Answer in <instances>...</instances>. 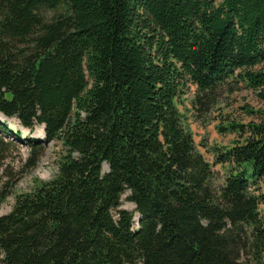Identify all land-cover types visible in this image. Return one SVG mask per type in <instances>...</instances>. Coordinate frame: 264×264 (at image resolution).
I'll return each instance as SVG.
<instances>
[{
  "label": "trees",
  "instance_id": "16d2710c",
  "mask_svg": "<svg viewBox=\"0 0 264 264\" xmlns=\"http://www.w3.org/2000/svg\"><path fill=\"white\" fill-rule=\"evenodd\" d=\"M189 83L199 113L264 86V0H0V112L64 148L0 214V264H264V110L220 125L240 138L212 147L218 182ZM22 134L0 120V164L9 136L37 164Z\"/></svg>",
  "mask_w": 264,
  "mask_h": 264
},
{
  "label": "rangeland",
  "instance_id": "374dc122",
  "mask_svg": "<svg viewBox=\"0 0 264 264\" xmlns=\"http://www.w3.org/2000/svg\"><path fill=\"white\" fill-rule=\"evenodd\" d=\"M49 15L50 11H44ZM189 87L182 95V102L179 107L184 116V121L191 129L196 147L203 153L206 159L211 162L212 169L216 174V179L221 182L222 175L226 167L221 163H214L211 149L213 146L228 145L233 139L240 138L237 131L221 128L229 120L248 122L258 120L260 116L257 112H248L245 107H250L253 111L264 110V97L258 94L261 90L264 93V86L261 89L253 90L245 85L223 97L215 109L207 113H199L191 104L194 96L195 84L189 83ZM218 107V108H217ZM8 122L12 128L20 129L23 132L21 137L31 136L44 143V150L35 166H30L31 146L24 139H17L9 136L8 148L4 152V159L0 164V188L10 181H14L9 195L0 204V214L8 212L14 202V196L21 191L30 190L39 180H47L53 177L58 170V159L63 153V145L58 140L44 141V129L42 123H36L32 129L21 125L15 116H2L0 120ZM107 165L103 163L105 170ZM126 193L122 194L120 207L133 211V223L138 221L139 213L135 210V204L126 198ZM264 211V199L261 202Z\"/></svg>",
  "mask_w": 264,
  "mask_h": 264
},
{
  "label": "water",
  "instance_id": "95a60500",
  "mask_svg": "<svg viewBox=\"0 0 264 264\" xmlns=\"http://www.w3.org/2000/svg\"><path fill=\"white\" fill-rule=\"evenodd\" d=\"M0 113H1V112H0ZM0 116L2 117V116H4V115L1 113ZM43 129H44V124H43Z\"/></svg>",
  "mask_w": 264,
  "mask_h": 264
}]
</instances>
